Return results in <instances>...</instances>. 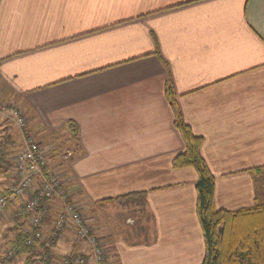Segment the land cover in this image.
Segmentation results:
<instances>
[{
  "label": "crops",
  "instance_id": "0c3cea01",
  "mask_svg": "<svg viewBox=\"0 0 264 264\" xmlns=\"http://www.w3.org/2000/svg\"><path fill=\"white\" fill-rule=\"evenodd\" d=\"M168 82L184 123L202 139L214 208L264 206V0H0V103L22 114L108 264L203 260L196 173L171 166L184 147ZM9 125L0 116V171L13 176L8 162L23 139ZM116 205L142 242L116 239ZM18 211L14 199L0 216L14 227L8 250L30 229L29 214ZM60 211L54 201L43 235ZM48 251L56 262L89 258L69 229Z\"/></svg>",
  "mask_w": 264,
  "mask_h": 264
},
{
  "label": "trees",
  "instance_id": "16d2710c",
  "mask_svg": "<svg viewBox=\"0 0 264 264\" xmlns=\"http://www.w3.org/2000/svg\"><path fill=\"white\" fill-rule=\"evenodd\" d=\"M165 96L173 110V127L184 147V151L174 157L171 166L175 170L192 168L196 173L195 214L204 244L201 264H264V206L236 212L214 208L215 179L201 157L202 139L195 136L184 123L169 82L166 84ZM67 200L73 204L69 196ZM55 202L61 205L58 200ZM51 204L47 208L48 214ZM30 231L31 227L26 231L20 230L12 240L13 244L9 250L14 251L15 256L25 257L24 264H33L36 250L40 247L45 249L43 259L46 264V252L49 247H44L41 240H34L32 245H27ZM6 256H3L2 262Z\"/></svg>",
  "mask_w": 264,
  "mask_h": 264
},
{
  "label": "built area",
  "instance_id": "2783aa9c",
  "mask_svg": "<svg viewBox=\"0 0 264 264\" xmlns=\"http://www.w3.org/2000/svg\"><path fill=\"white\" fill-rule=\"evenodd\" d=\"M0 116L15 123L23 139V148L16 153L13 162L15 179L6 192H0V215L7 210L12 200H18L19 215L29 214L31 235L27 238L26 244L32 245L34 240H42L41 224L48 216L47 208L53 201L58 200L62 205V211L53 222L51 237L57 236L61 230H72L75 237L89 248V259L92 264H108L104 248L93 229L84 221L82 212L68 202L67 192L62 187L59 176L46 169V153L34 138L26 133L27 124L22 114L13 106L0 103ZM69 157L70 154L65 153L62 159L66 161ZM89 259L76 256L60 263L87 264Z\"/></svg>",
  "mask_w": 264,
  "mask_h": 264
},
{
  "label": "rangeland",
  "instance_id": "374dc122",
  "mask_svg": "<svg viewBox=\"0 0 264 264\" xmlns=\"http://www.w3.org/2000/svg\"><path fill=\"white\" fill-rule=\"evenodd\" d=\"M3 119H4V121L6 122V123H9L10 125V128L11 127H13L14 129H13V132H11V136L13 137V136H15L16 135V132H18L19 133V129L17 128V126L15 125V123H13L11 120H9V119H6L5 117H3ZM7 130V129H6ZM9 131V130H8ZM1 132H3V131H1ZM1 132H0V142H1V140L4 138L3 137V135L1 134ZM20 134V133H19ZM20 136H21V134H20ZM23 148V144H20V147L19 148H17L16 150H14L15 151V154L16 153H18L19 151H20V149H22ZM61 152V151H60ZM1 153H2V158L0 159V168L1 167H4L5 166V163H6V161H4V159H3V152L1 151ZM9 165L7 166L8 168H7V170H9L10 169V171L12 170L13 171V176H12V174L11 173H9V175H4V174H2V172L3 171H0V188L4 185V184H11L12 182H13V179H15V175H14V167H13V165H12V160H9ZM13 168V169H12ZM55 174H57V173H55ZM13 178V179H12ZM60 178V177H59ZM60 181H61V179H60ZM114 209V212H116L115 213V215L113 216L114 217V220H113V232L116 234V239H122V238H124V239H129L126 243H128V242H133V243H140V242H142V236H141V234H142V232H139V233H136V235L134 236V237H132V234L131 233H128L127 232V230L128 229H130V228H128V227H126V226H124V220H123V218H124V216L122 217L121 215H122V213H125V208L124 207H119V205L117 206H115V207H113ZM110 210H111V208H109L108 209V212H110ZM5 213V212H4ZM4 213H2V214H4ZM1 214V215H2ZM0 215V216H1ZM83 215V218H84V221H87V223L89 224V225H91L89 222H90V220H89V217H87L85 214H82ZM89 216V215H88ZM122 217V218H121ZM133 217H135L134 215H133ZM7 218H8V216L6 215V217H4L3 218V223H6V224H1L0 225V264H24V262L26 263V261H24V259H23V257H19V256H15V254H14V252H12V251H10V250H8V248H7V246H6V240H7V238H10L11 236H12V232H13V229H14V227H13V223H12V221L10 222V220H8L7 221ZM121 218V219H120ZM121 220V221H120ZM123 220V221H122ZM10 222V223H9ZM140 225H138L139 226V228H140V230H141V228H144L143 227V225H142V223H140V222H138ZM92 228V227H91ZM52 231H53V224H52V228H51V230H50V233H48V235H43V238H42V240H41V243H43V246L44 247H50V245H51V240H52V238L53 237H51V233H52ZM62 231V230H61ZM60 231V232H61ZM72 231V230H71ZM145 231V230H144ZM59 232V233H60ZM73 232V231H72ZM75 236V235H74ZM56 237V236H55ZM54 237V238H55ZM89 249V248H88ZM44 252H45V249H43L42 251H41V253H40V255H42L41 256V260H39L40 258H38V259H36L35 260V262L33 263V264H41V263H43L44 264V259H43V255H44ZM6 254H7V256H6ZM6 256V259H5V261H3L2 262V259H3V256ZM7 258H11V260H9V259H7ZM49 258H50V260H49ZM47 259V260H46ZM46 259H45V261H46V264H59V262H61V261H59V262H56L55 260H53L52 258H51V256H50V254H49V251H47L46 252ZM86 259H89V258H86ZM92 263V262H91ZM61 264V263H60ZM88 264V263H87Z\"/></svg>",
  "mask_w": 264,
  "mask_h": 264
}]
</instances>
